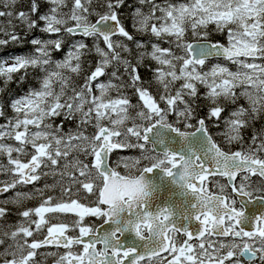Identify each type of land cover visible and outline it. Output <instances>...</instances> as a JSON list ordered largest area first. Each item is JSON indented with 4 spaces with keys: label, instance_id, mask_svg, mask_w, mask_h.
Returning a JSON list of instances; mask_svg holds the SVG:
<instances>
[{
    "label": "snow or ice",
    "instance_id": "snow-or-ice-1",
    "mask_svg": "<svg viewBox=\"0 0 264 264\" xmlns=\"http://www.w3.org/2000/svg\"><path fill=\"white\" fill-rule=\"evenodd\" d=\"M0 264H264V0H0Z\"/></svg>",
    "mask_w": 264,
    "mask_h": 264
}]
</instances>
